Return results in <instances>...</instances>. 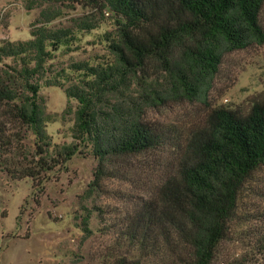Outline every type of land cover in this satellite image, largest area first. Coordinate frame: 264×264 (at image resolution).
<instances>
[{
  "label": "trees",
  "instance_id": "16d2710c",
  "mask_svg": "<svg viewBox=\"0 0 264 264\" xmlns=\"http://www.w3.org/2000/svg\"><path fill=\"white\" fill-rule=\"evenodd\" d=\"M28 3L29 10L42 9L30 39L0 44V161L33 137L26 155L32 161H5L4 170L37 184L86 148L97 163L90 195L122 172L116 169L120 161L146 158L151 170L144 169L145 181L136 186L143 195L114 226L116 249L126 246L128 252L118 250L112 264H214L245 192L264 170V91L247 109L209 108L204 124L187 136L175 126L147 122L144 108L206 104L224 58L264 46V0ZM76 7L91 12L73 19L72 26L53 25L61 9ZM105 21L112 26L99 38L106 58L56 67L57 52L79 49L77 35L91 34ZM49 88L64 91L67 112L74 114L71 145H54L47 132L54 118L46 113L41 91ZM90 218L82 217L86 238L92 234ZM257 237L255 254L264 257V234Z\"/></svg>",
  "mask_w": 264,
  "mask_h": 264
},
{
  "label": "rangeland",
  "instance_id": "374dc122",
  "mask_svg": "<svg viewBox=\"0 0 264 264\" xmlns=\"http://www.w3.org/2000/svg\"><path fill=\"white\" fill-rule=\"evenodd\" d=\"M29 6L28 0H0V44L6 40L30 39L31 24L42 9L33 7L29 10ZM61 11L63 16L53 24L56 27L72 26L73 19L91 12H83L79 7ZM262 19L264 21V12ZM111 27L110 21H105L99 30L77 35L79 42L75 46L79 49L66 55L62 54L63 50L57 52L56 67L71 61L96 64L106 58L108 52L99 38ZM263 91L264 46L251 47L224 58L206 104L182 102L144 108V120L175 126L178 132L187 136L193 128L204 124L209 108L226 105L247 109L249 102ZM130 94L138 95L136 91ZM41 95L46 102L47 115L54 118L47 125L53 144L68 146L75 143L74 114L67 112L68 99L64 91L43 89ZM72 106L75 109V101ZM33 141L30 137L22 143L20 151L4 155L0 161V264H112L118 250H121L120 255L126 256V246L116 249L118 236L114 226L117 218L135 210L142 197L143 192L136 186L145 181L144 169L151 170L146 163L148 160L120 161L116 169L122 172L106 180L101 190L89 195L88 186L94 179L97 163L89 149L82 147L64 167L49 173L40 183H33L32 179H13L4 170L8 168L4 162H22L29 166L32 157L26 155ZM169 156L167 153L164 158ZM256 177L245 192L229 239L221 245L214 264L236 259H242L246 264H264V257L255 254L257 236L264 234V170ZM129 181H132L131 185ZM87 215H91L89 238L82 227V217Z\"/></svg>",
  "mask_w": 264,
  "mask_h": 264
}]
</instances>
